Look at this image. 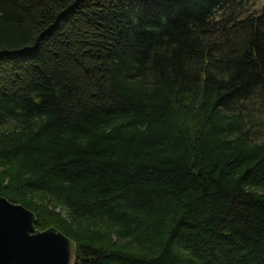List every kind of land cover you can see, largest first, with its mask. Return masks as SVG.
I'll return each mask as SVG.
<instances>
[{"label": "trees", "instance_id": "16d2710c", "mask_svg": "<svg viewBox=\"0 0 264 264\" xmlns=\"http://www.w3.org/2000/svg\"><path fill=\"white\" fill-rule=\"evenodd\" d=\"M257 1L0 0V196L75 264H264Z\"/></svg>", "mask_w": 264, "mask_h": 264}, {"label": "water", "instance_id": "95a60500", "mask_svg": "<svg viewBox=\"0 0 264 264\" xmlns=\"http://www.w3.org/2000/svg\"><path fill=\"white\" fill-rule=\"evenodd\" d=\"M36 214L0 196V264H75L77 245L55 226L40 230Z\"/></svg>", "mask_w": 264, "mask_h": 264}, {"label": "rangeland", "instance_id": "374dc122", "mask_svg": "<svg viewBox=\"0 0 264 264\" xmlns=\"http://www.w3.org/2000/svg\"><path fill=\"white\" fill-rule=\"evenodd\" d=\"M257 4L259 6H261L262 4H264V0H258ZM248 114L251 118V120L249 121V124L252 125V128L257 129V128H264V117L261 114L260 110L257 108V103L256 102H252L249 105V109H248Z\"/></svg>", "mask_w": 264, "mask_h": 264}, {"label": "bare ground", "instance_id": "6f19581e", "mask_svg": "<svg viewBox=\"0 0 264 264\" xmlns=\"http://www.w3.org/2000/svg\"><path fill=\"white\" fill-rule=\"evenodd\" d=\"M36 217H37V215H36ZM37 221H38V217H37ZM37 224V223H36ZM37 226V225H36ZM76 243V242H75ZM77 245V244H76ZM77 253V252H76ZM75 262H76V260H75Z\"/></svg>", "mask_w": 264, "mask_h": 264}]
</instances>
